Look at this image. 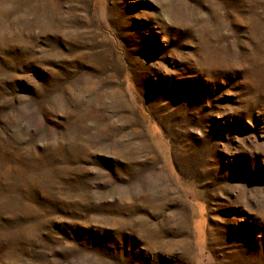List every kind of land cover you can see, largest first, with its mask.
Segmentation results:
<instances>
[{"label":"rangeland","instance_id":"1","mask_svg":"<svg viewBox=\"0 0 264 264\" xmlns=\"http://www.w3.org/2000/svg\"><path fill=\"white\" fill-rule=\"evenodd\" d=\"M0 264H264V0H0Z\"/></svg>","mask_w":264,"mask_h":264}]
</instances>
